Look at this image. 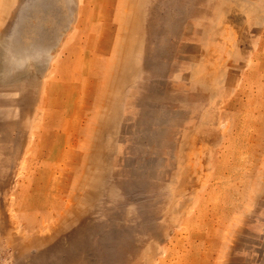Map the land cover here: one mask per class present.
Wrapping results in <instances>:
<instances>
[{"label": "rangeland", "instance_id": "rangeland-1", "mask_svg": "<svg viewBox=\"0 0 264 264\" xmlns=\"http://www.w3.org/2000/svg\"><path fill=\"white\" fill-rule=\"evenodd\" d=\"M0 264H264V0H0Z\"/></svg>", "mask_w": 264, "mask_h": 264}]
</instances>
